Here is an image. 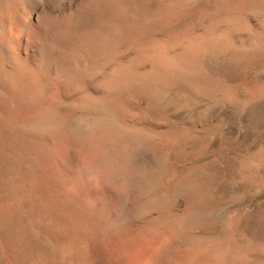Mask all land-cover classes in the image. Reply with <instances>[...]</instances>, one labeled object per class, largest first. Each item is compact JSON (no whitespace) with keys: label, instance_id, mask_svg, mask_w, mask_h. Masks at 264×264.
<instances>
[{"label":"rangeland","instance_id":"1","mask_svg":"<svg viewBox=\"0 0 264 264\" xmlns=\"http://www.w3.org/2000/svg\"><path fill=\"white\" fill-rule=\"evenodd\" d=\"M1 1L0 20H3L1 17H6L13 2L12 0ZM116 1L117 5L115 4V7L117 10L115 9V15L117 17V35L115 34V40L117 39V44L116 42L115 44L117 46L116 55H118L116 62L118 61L117 63H121L118 68L120 69L122 67L125 58L130 59L131 57L140 56L139 59H142L143 65L138 61L137 62L140 64L139 66L142 65L141 67L134 63L133 65L137 66V68L133 67V73L136 72L134 70L138 68V73H141L143 70L144 73H147L152 68L168 69L174 63L173 66H176L178 70L173 71V69H175V67H173V75H171L169 80H166L168 83H165L166 81H162L163 79L161 80L159 78L154 80L151 79L147 82L148 79H145L147 78L146 73L144 79L147 83H145L144 79H142L144 76L142 77L141 75L143 72L138 75L134 73L137 76L140 75L139 77L135 76L137 77L136 80L139 78L138 82L136 80L134 82L137 84V87H139L138 84L140 79L143 80H141V83H143H140L141 86L145 84L150 85L151 83L149 84V82L153 81L146 91V87H142L145 89L140 90L141 92H145L144 94L142 93V96L144 95L143 97H141L139 91H137V93L140 97H138L139 95L137 94L132 96L133 98L138 97L140 100H136V98L133 100V98H131L130 101L133 100L131 104L135 103L134 106L137 105V107L142 108L145 105L143 110H147V113L150 115L146 117V122L150 119L147 123L149 124V122H151L149 124V126L151 125L150 128L155 127L156 131L154 128L152 129L157 133L154 135L151 133L153 130L151 132L148 131V133L150 132L149 134H152L148 136V134H145L147 131L144 130V137V135L142 136L139 134L142 131L137 132V134L140 135L136 138L137 142H139L138 139H140L138 145H135L137 142L135 139H132L134 138L132 132L131 134L128 133V137L131 136V139L135 142H133L134 147L136 146V148L133 146L131 147L129 143L131 139H127L128 137L124 138L130 144L128 150L126 148L127 146L129 147V145H125L126 140H121L122 138L116 140V142L119 141V143L120 141H124L122 143L125 144L122 145L121 143V145L125 146L126 152L129 153L130 151L133 155H127L132 157H130V159L127 157L130 161H126L125 165L127 166L129 164L133 169V173L131 172L133 175L130 176L131 173L128 172L130 175H126L127 177L125 176V174H128L126 171H131L129 166L125 167L126 170L124 171L126 173L123 172V176L117 173L118 170L120 171V169L123 168L122 165L125 163V160H123L125 154H123L124 152L119 154H123V158L120 156V159L122 158L121 160L123 161H119V163L121 162L120 167L118 163L119 158L117 159L116 157L118 154L115 150L124 151V147L119 149L120 146L118 144L115 145L118 147L115 149L112 142L111 144L113 145H110V147L112 146L114 150L113 148L108 149L106 147L109 146L108 144L110 141H108V143H106L107 141L104 142L107 145L101 148L104 153L103 157H105L106 154L110 163L114 162L116 165H119L118 168L120 167V169H116V165L113 164L114 166H112L105 157V160H107L105 164H110L111 166H109V169L113 167V171H115V169L117 171L115 174L117 173L119 175V179H117V177L114 178L115 176L112 177L116 181L118 180L117 182L114 179L111 181L116 182L114 183L116 186L115 188H117L115 191L117 192L118 189H120L119 191L122 192L123 195L125 194L124 196L128 199L132 198V200L130 199L132 201L131 203L136 206L137 201L139 203L138 206L140 203L141 205L142 203L148 205L154 197L159 198L155 199L160 202L161 210H164V208L167 209L165 206L167 204L165 202L171 205L174 202V206L168 204V209H170L171 206L174 210L167 209L166 211H162L165 213L162 214V217L159 216L160 218H158V215H161V210L155 212L156 208H152L156 202L155 206L157 207L158 205V210L159 202L153 199L155 202L153 201L148 205V210L146 209L147 211H145L147 215L143 219L144 221L148 218V222H144L141 228H145L144 230L148 232H154L162 228L168 229L177 226L175 229L179 228L176 230L178 231L188 227L186 232L185 230L184 232L181 230L179 231V236L177 235L176 237V245L174 244L173 246L181 252H192L195 259L200 263L264 264V0ZM43 5L49 10L48 5ZM86 6L87 5H84L83 7L87 8ZM92 6H94V8L92 7L91 9L90 7V9H88V7L85 9V12L84 9H82L83 14L85 13L83 15L85 18L82 17L84 20L80 21L81 25L79 22V25H75L73 30H68V32L71 30L72 32L67 33L68 37L66 41L68 47H71L72 50L79 44L88 46L86 39L84 40L86 42H82L84 32L87 33V30L96 26L101 28L105 24V21L102 20L104 19L103 16L101 17L100 15L105 7V0H96ZM125 17L127 18L125 19ZM78 26L80 27L79 30H77ZM69 28H71V26ZM0 30L2 35L3 30L1 26ZM100 38H102V35H99V42L102 41ZM84 54L82 55L83 59H86L87 57H84ZM87 55L89 54L85 56ZM125 55H127V57ZM184 57H187V60H185ZM117 65L118 64L115 65V70L118 69ZM95 84L98 85V82L95 81ZM153 99L155 101H153ZM136 101L139 103L141 101L144 105L140 103L142 104L140 106ZM130 115L133 116L134 114ZM129 118L138 119L136 116L132 118L128 114L127 120ZM166 132L167 134H164ZM137 134L135 132V137ZM94 137L96 138V136ZM94 137H92V141L94 140L95 142L96 139H94ZM142 137L145 139H142ZM178 138L179 140H177ZM79 139L81 140V138H78L73 142V146L78 144L77 146L79 147V145L82 144V140L79 142ZM101 140L102 139H100V142L98 140L96 142L101 143ZM104 143L100 145L103 146ZM100 145L99 147H101ZM78 147H75V149L78 150L80 148ZM118 153L120 152L118 151ZM79 156H82L81 153ZM80 158L81 159L79 160L78 158L76 162L75 160L70 163L69 161L67 162L70 164L69 170L72 172L73 168V170L75 169L79 174L78 170L80 169V171H82L81 174L85 173L86 177H89L90 173L92 177L90 176L89 179H93L94 175L92 173L98 170V167L95 169L96 167H92V164L95 165L93 161H89V164L88 161H82L83 157ZM127 158L125 157V159ZM165 159L166 161H164ZM28 160L31 161L29 162ZM28 160L23 167L24 169L19 168L13 161V163L9 161L4 165L2 169L3 172H0L2 173L0 174V178L2 179V182L0 181V190L2 189L1 187H3L2 191H0V202L1 200L4 202V204L3 202L0 203V209L1 207L2 209L3 207L5 208V210H0L4 211L1 212V214H4L2 216L6 215L7 217V215L9 216L10 214L9 217H11V214H16V212H18V204L20 200L26 197L25 194H28L27 199L25 198V200L28 201L40 198V194H38L39 182L36 176L37 170H34V167L35 169H37V167L33 158ZM28 162L29 166L26 165ZM82 162H84V170L81 169ZM63 163H55L52 169L55 168L56 171L58 168L62 169L60 167L64 165L59 167L56 166ZM71 164H73L75 168L72 167ZM76 166L79 167L78 170ZM25 167H30V169H26L25 172ZM68 167L69 165L63 167L64 169H62V171H66L65 173H61V170H58L60 173L57 172L58 175L55 173L54 176L57 175L58 177L62 175L64 177L71 174L70 171L68 172ZM85 168H87L88 171L87 169L85 170ZM21 170L23 171L21 172ZM29 171L32 172L27 173ZM32 173L36 174V179ZM117 174L116 176H118ZM73 175L74 174H72L71 177L76 176ZM83 175H81L82 179L80 176V178H78V176L77 178L75 177L79 184H81L80 182L82 180V183L86 181L85 178L83 179ZM24 176L31 181V185L27 182L25 183L26 186H28V184L30 186L28 188L26 187V191H22L25 190L22 186L24 180L22 177ZM54 176L48 178L49 183L46 184L48 188H46L47 191L44 192L45 196L41 195L43 197L41 198L43 199L42 203L46 201L47 206L44 207L43 203L39 207L32 206L33 209L30 208L31 211L28 210L30 211L28 213L32 215L28 214L31 219L37 218V220H42L40 223L41 225L46 214L48 215V212L51 214V207L54 208L59 204L62 209L64 208L63 215L65 216V221L69 220V215L72 217V212H76L77 207L79 208V205L76 204L78 206H75L76 210L73 211L74 204L79 200H75V203H73L74 201L71 203V200L70 205L73 204V208L72 205H68L69 208L67 209V204L69 203L67 201L70 199L65 197L67 192L64 186L70 184V176L64 177L63 179L62 176L61 178L60 176L59 178H55ZM30 177L32 178L30 179ZM53 178L55 179L53 180ZM51 179L53 181H51ZM73 179L71 180L72 182L74 181ZM67 180H69V184L66 182ZM91 181L94 185L93 180ZM91 181H88L87 184L89 182L91 183ZM62 183L66 184L63 185ZM18 184L19 186H17ZM20 184L22 190L20 188L21 191H19L21 193L26 192L24 195L17 189V187H20ZM62 185L65 192L61 190ZM81 185L83 186V184ZM84 186L86 187L87 185ZM93 187L94 186H92V188ZM141 189H144L146 193ZM120 192L117 193L119 194ZM138 192H140V194ZM149 192L152 195H150ZM147 193L151 196V200L150 196H147ZM174 194H177L176 197L180 199L181 202L176 204V197L174 199L175 201H172L175 196ZM139 195L140 197L143 196L139 198ZM144 195L148 197L147 203L143 202L146 200ZM136 196L139 199L136 198ZM19 197L21 198L19 199ZM62 198L65 202L58 201V199L62 200ZM64 198L67 199V201ZM133 199L135 200L134 202ZM186 202H191L193 206H191V204L187 205ZM179 203L180 205L178 206ZM182 207H184V211L189 207L191 209L194 208L192 209L193 212L198 210L197 215L201 213L198 215L201 221L199 220V224L196 222L199 227L194 226L195 223H184V220H182L184 213L181 214L179 212L183 209ZM150 208L152 211L149 210ZM66 209L68 211H66ZM188 209L186 211H191V209ZM148 211H150V213ZM184 211L182 210L181 212ZM68 212L69 215L67 218L65 214ZM155 213L156 215H154ZM179 213L181 215H179ZM79 214L80 211L78 212V215ZM164 214H166V216ZM148 215L152 218L156 216L155 218H158L156 221L161 220L156 222L154 218V223ZM14 217L17 216L12 215V218ZM9 219H7V223L10 224L11 222ZM149 221L152 223L149 224ZM179 221L181 225L178 223ZM202 222L204 223L201 224ZM146 224H148L149 227L151 225L152 228L150 227L149 230L148 226H144ZM199 229L201 230L198 231ZM182 232L183 234H181ZM216 241L221 244H217ZM225 241H227V243ZM222 244L225 247H223ZM100 254L102 257L103 253L100 252ZM99 257L100 255L98 254L97 260L102 264L101 261L103 260L101 257L100 260Z\"/></svg>","mask_w":264,"mask_h":264},{"label":"bare ground","instance_id":"2","mask_svg":"<svg viewBox=\"0 0 264 264\" xmlns=\"http://www.w3.org/2000/svg\"><path fill=\"white\" fill-rule=\"evenodd\" d=\"M95 1L96 0H12L13 5L11 6V9L9 8L10 11L7 12L8 14L6 17L4 16L5 18L1 17L3 20H0V26L3 33L2 35L0 33V172L2 171L4 165L9 161H13L19 168H23L26 161L33 158L37 169H35L34 166L33 167L34 170H37V175L35 173L32 174L34 175V178L35 175L37 176L39 182L38 188L41 193L38 192V194H40V198L36 200L34 199L35 201L25 200V198L27 199L28 197V194H25L26 197L20 200L18 204V212H16V214H11V217H9L10 214L9 216L7 215V217L6 215L2 216L4 214H1V212L4 211H0V264H101L97 260L98 254L101 257L100 252L104 255L101 257L103 260L101 261L102 264H214L209 262L200 263L195 259L192 252H181L173 246L176 243V237L181 230L176 231L179 229H175L177 226L168 229L162 228L158 231L155 230L154 232H148L144 230L145 228H141V226L143 227L142 224H144V222H148V218L143 221L144 217L147 215L145 211L148 210V205L154 201L153 199L157 198L152 197L153 199L151 200L150 195L152 194H150V192L152 191L149 192L150 195L147 193V196H150L151 202L149 200L150 203L148 205L143 203L141 205L140 203L139 206L138 201L137 206L131 203L132 198L128 199L124 196L125 194L123 195V193L119 191L120 189L117 191L122 193H119L120 195L115 191L117 188H115L116 186L114 183L118 180L116 181L114 178L117 177V179H119V175L121 176L122 173L125 172V167L129 166V164L127 166L125 165L126 161H130L128 158L130 159V157L133 156L132 152L129 151L131 154L126 152L130 148V144L131 147H134L133 144L135 142L132 139L136 140L139 134L142 136L144 135L145 137V134H148L149 136L157 133L154 132V130L156 131L155 127H152L154 130L150 128L151 125L149 126V124L151 122H149V124L147 123L150 119L146 122V117H148L149 114L147 113V110H143V107L145 106L143 102L140 101V103L144 105L142 108L137 107V105L134 106L135 103L131 104L134 98H136H133L132 96L140 94L141 97H143L144 95L142 96V93L144 94L145 92H141L140 90L143 89L142 87H146V89L144 88L146 91L147 88L151 86L153 81L149 82V84L151 83L150 85L145 84L148 86H141V84H143L141 83L143 81L142 79L145 78L146 73H144L143 70V73L141 72L142 74L139 72L142 77L144 76L143 78L140 77L142 79L139 81V84L141 83L140 85L138 84L139 87H137V84L134 83L140 75L137 76L139 74L137 72L139 68L134 70L136 71L134 73L137 75L132 72V69L135 67L137 68V66H134L133 64L136 63L138 66L142 64V59H139L140 56L126 59L125 56L127 57V55H125V59L123 60L124 64L120 69L118 68L121 63H117L118 61L116 62V59H118V55H116L117 39L115 40V36L117 35V17L115 15V9L117 10L115 7L117 5L116 0H105V7L100 14L101 17L103 16L104 19L102 20L105 21V24L103 23L104 25L101 28L96 26L87 30V33L84 32L82 42L86 39L88 46L79 44L73 50L71 47H68L66 41L68 37L67 33L72 32L75 25H81L80 21L84 20L82 17H84L83 15L85 14H83L82 9H84L85 12V9L88 7V9H90V7L91 9L92 7L94 8L92 4H94ZM43 4L46 6L48 5L49 10H47ZM84 5H87V8H84ZM126 18L127 17H125V19ZM69 25L71 28H69ZM79 28L80 27L78 26V29H75L79 30ZM70 29L72 30L68 32ZM99 35H102V38H100L102 39V41H100L102 43L98 41ZM83 54L84 57H87L86 59H83ZM86 54L89 55L85 56ZM186 58L187 57H184L185 60H187ZM137 61L141 63L139 64ZM116 64H118L117 70H115ZM173 65L168 69L152 68L146 73L147 78L145 79H148L147 82L151 79L154 80L158 78L161 80L163 79L162 81L169 80L171 75H173V67H175L173 71L178 70V68ZM145 79L144 82L147 83ZM138 80L136 81L138 82ZM95 81L98 82V85L95 84ZM165 83H168V81ZM137 91L140 93L138 94ZM140 95L138 97H140ZM138 97L136 100L139 99ZM131 98H133V100H131L132 102L130 101ZM153 101L155 100L153 99ZM138 103L139 102H137V104ZM140 103L139 105L141 106L142 104ZM128 114L130 117L134 118L136 116L138 119L129 118L131 121L129 119L127 120ZM130 114H134L135 116L133 115V117ZM144 130L147 132L145 133ZM152 130L153 132H151ZM139 131L142 132L137 134ZM148 131L152 134H149L150 132L148 133ZM131 132L134 136L132 139L130 136ZM135 132L137 134L136 137ZM128 133H130V137H128ZM164 134H167V132ZM94 136H96V138ZM92 137L96 139L95 142L94 140L92 141ZM144 137H142V139ZM78 138H81L82 140L81 141L79 139V142H82V144H80L81 146L79 145L80 148L77 146L78 144L73 146V142ZM118 138L119 140L121 138V140L124 138H130L132 143L129 142V144L126 139H124L126 140V144L122 143L124 141H120V143L119 141L116 142ZM100 139H102L101 143L96 142L97 140L100 142ZM177 140H179V138ZM105 141H107L106 143L110 141L108 144L109 146L106 147L107 144L104 143ZM138 141L140 142V139H138ZM112 142L114 145L111 144ZM139 142L135 145H138ZM102 143L105 145H100ZM121 143L122 145H129V147L127 146L126 148L127 150H125V146H122ZM118 144L120 146L119 149L124 147V151L117 149L118 147L115 145ZM110 145H113L115 149H117L115 151L119 156H116L117 159L119 158L118 163L123 158L122 155H126H124L123 159L125 160V163H122L123 168L120 169L121 162L119 163L120 167L118 168L119 165H116L113 161V163H110L105 154V157L108 159V163L112 164V166L115 164L117 166H115V168L120 169L121 172L119 170L117 172L116 169L113 171V167H110L109 169V166H111L110 164L107 163L108 167L105 164V161L107 160L103 157L104 153L101 148L106 147L108 149H112L113 147H110ZM75 147H78L79 149L77 150ZM134 148H136V146ZM118 151L120 153H118ZM121 152L124 153L119 155ZM80 153L82 156H79ZM127 155L132 156L129 157ZM120 156L122 157L121 159ZM80 157H83L82 161H88V163L89 161H93L95 165L92 164V167H96L95 169L98 167V170H95L94 173L91 172L94 175L93 179H89L90 176L92 177L90 173L89 177L87 176L88 178L85 173L81 174L82 171H80L79 167L76 166L77 170L79 169L78 174L75 169L73 170V164H71L72 172L69 170L70 164L67 162L69 161L70 163L74 160L76 162L78 158L79 160L81 159ZM125 157L128 158L125 159ZM28 161L30 162L31 160ZM164 161H166V159ZM29 162L26 165H28ZM58 162L64 163L61 165L56 164L58 165L56 167L62 165L65 167L66 165H69L68 172L70 171L71 174L64 177L70 176L69 179L71 180L74 178L73 182L70 180V184L68 183L69 180L66 181L69 184L64 186L66 187V196L64 195L65 191L63 190V185L66 183H62L63 185L61 190L64 191L63 195L70 199L67 201V199L64 198L67 202H69L67 204V209L71 205L73 208V204L70 205L71 200V203L73 201V203H75V200L80 201H76L77 203L74 204L73 211L76 210L78 205L79 208L77 207L76 212H72V217L69 215L70 211L65 214L67 215V218L68 215L70 216L69 220L65 221V216L63 215V210L65 209H62L59 204L54 208L51 207V214L48 212L49 214H46L45 217L43 215L44 220L42 222V226L40 224L42 220H37V218L31 219V217L28 216V214L31 215V213L28 212L31 211L30 208L33 209L32 206L39 207L43 203L44 207L47 206V202L45 201V205V202L42 203L43 199L41 198H43L42 196H45L44 192L47 191L46 188H48V185L46 187V184L49 183L48 178L53 177L55 173L57 174V172H59L58 170H61V173L66 172L62 171V169H64L63 167H60L62 169L58 168L57 171L55 168L52 169V166ZM81 164V169L84 170V162ZM26 169H30V167H25V172ZM86 169L87 168H85V170ZM130 170L131 171L128 170L126 172L133 173V169L131 167ZM22 171L23 170H21V172ZM31 172L29 171L27 173ZM115 172L119 175L116 173L118 175L116 176ZM130 173L125 174V176H129ZM132 173L130 176L133 175ZM72 174H74L73 176L76 175V178L77 176L78 178L81 177V179V175L84 174L85 177L83 175V179H86V181H84L85 184L84 182L82 183L83 180L80 182L83 186L79 184L75 177H71ZM57 175L54 177L56 178ZM59 176L57 178H59ZM64 177L62 176V179ZM22 178H24V180L26 179L25 182L22 179V186L25 190H22L20 184V187H17L18 191L20 188L22 191H26V187H30L29 184L31 181L25 176ZM31 178L32 177H30V179ZM55 178H53V180ZM113 179L116 182H111ZM53 180L51 179V181ZM91 180H93L94 185ZM0 181L2 182V179ZM88 181H91V183H88L90 187L87 184ZM26 182L29 183L28 186H26ZM84 185L87 186L85 187ZM17 186H19V184ZM92 186L94 187L92 188ZM1 188L3 189V187ZM2 189L0 191H2ZM143 192H145V190ZM24 193L26 192L21 194L24 195ZM138 193L140 194V192ZM174 195L175 196L172 201L175 199L177 194ZM137 196L136 198H138ZM147 196L145 197L146 200L148 199ZM21 197H19V199ZM141 197L139 195V198ZM134 199L133 202L135 201ZM157 199H155V201L159 202ZM146 200L143 202L147 203L148 200ZM58 201L61 202L64 200L62 198V200L58 199ZM2 202L3 201L1 200L0 203ZM178 202H181V200L176 197L175 203L177 204ZM155 203L152 209L155 207V212H159V210H161V204L159 202V209L157 210L158 205L156 207ZM165 203L167 204L165 206L168 209V204L170 203ZM173 203L170 205L174 206L175 204L173 205ZM186 204H191V206H193L191 202H186ZM179 205L180 203L178 206ZM171 206L170 209L173 211L174 209ZM184 207H182L183 211ZM67 209L66 211H68ZM167 209L164 208V210H161V215L159 214L158 218L162 217V214L165 213L162 211H166ZM187 209H185V211ZM190 209L191 208L188 210ZM192 209L191 211H186V213L185 211L181 212L182 210L179 212L181 214L184 213L183 217L181 216L184 223H195L194 226H197V223L199 224L201 221V218L198 216L201 213L197 215L198 210L193 212ZM0 210H5V208L3 207L2 209L1 207ZM149 210L152 211L151 208ZM79 211L80 214L78 215ZM150 211L148 212L150 213ZM180 213L179 215H181ZM12 215L17 217L12 218ZM154 215H156V213ZM164 215L166 216V214ZM148 216L151 221L156 217L154 216L152 218L150 215ZM158 218H155L154 220L156 221ZM7 219L10 220V224L7 223ZM154 220L152 222L155 223ZM151 221H149V224L152 223ZM178 223L181 225L180 221ZM203 223L204 222L201 224ZM144 226L146 227L148 224ZM150 227L148 226L149 230ZM186 229H188V227ZM186 229H184L185 232L187 231ZM184 230L181 231L184 232ZM200 230L201 229L198 231ZM183 232L181 234H183ZM225 242L227 243V241ZM216 243L218 244L220 242L216 241ZM100 257L99 259L101 260Z\"/></svg>","mask_w":264,"mask_h":264}]
</instances>
